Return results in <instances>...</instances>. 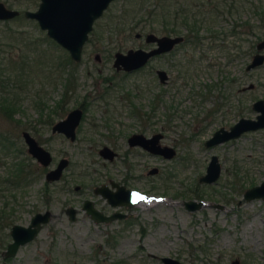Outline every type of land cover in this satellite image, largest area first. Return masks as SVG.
<instances>
[{
    "label": "rangeland",
    "instance_id": "374dc122",
    "mask_svg": "<svg viewBox=\"0 0 264 264\" xmlns=\"http://www.w3.org/2000/svg\"><path fill=\"white\" fill-rule=\"evenodd\" d=\"M176 1L187 5L190 19L191 13L201 22L204 18L198 27V42L185 41L143 68L126 73L112 67L113 53L151 48L142 37L149 25L160 35L158 18L148 22L140 17L142 10L152 7V0L110 2L93 22L78 62L72 61L35 21L22 17L24 10H35L38 0H0L19 12L17 18L0 21V103L5 101L12 107L18 121L0 111V177L17 157H24L19 132L28 125L35 126L37 132L29 130L31 135L51 155L47 169L65 157L71 168L86 170L93 178L91 170L99 169L96 151L89 150L92 143L83 138L101 142L97 134L105 131L101 126L97 132H89V117L99 119L98 126L100 121L109 120L116 128L130 123L131 111H153L162 134L160 143L176 152L169 161L153 160L159 174L151 178L155 189L144 188L143 197L150 205L138 207L142 232L137 226L126 232H110L82 221L81 215L69 221L63 208L72 194H60L57 182H52L47 184L45 201L41 191L44 172L25 187L9 188L17 199L14 224L26 225L34 213L44 210L51 217L12 257L3 256L10 241L9 228L1 230L0 264H160L149 255L167 256L182 264H231L233 260L237 264H264V200H242L244 190L264 177V128L203 146L217 128L227 129L241 117L251 119V102L264 99V62L254 70L244 69L254 45L264 38V20L253 10V5L260 6L264 13V0H241L231 14L217 15L196 6L208 0ZM206 7L209 10L208 4ZM208 28L220 34L212 37ZM177 30L178 34L185 32L180 25ZM136 33L140 36L135 37ZM261 52L264 54V49ZM157 68L170 76L165 87L157 83ZM72 77L74 86L67 88ZM158 91L160 97L153 106ZM61 95L64 113L79 104L85 112L79 140L74 144L51 134L49 126H37V119L49 112ZM10 140L17 143L21 154L13 153ZM211 155L219 162V176L213 183H199L197 178ZM0 187L7 195V188ZM190 188L193 193L187 191ZM4 198H0V207ZM198 199L200 209L188 212L183 208L182 201Z\"/></svg>",
    "mask_w": 264,
    "mask_h": 264
},
{
    "label": "flooded vegetation",
    "instance_id": "af4514ba",
    "mask_svg": "<svg viewBox=\"0 0 264 264\" xmlns=\"http://www.w3.org/2000/svg\"><path fill=\"white\" fill-rule=\"evenodd\" d=\"M39 2H40V0H38L36 8L38 7ZM2 4L4 5V3H2ZM5 7L8 8V6H5ZM36 8H35V10H36ZM8 9H10V8H8ZM12 10H14V9H12ZM35 10H33V11H35ZM15 11H17V10H15ZM24 11H31V10H24ZM23 12L21 13L22 17H24ZM18 15H19V12L17 11L16 16H14L10 19H7V20L17 18ZM26 19L33 20L30 18H26ZM7 20H0V21L3 22V21H7ZM158 20H159V18H158ZM169 20H171V19H169ZM33 21H35V20H33ZM35 23L37 24L36 21H35ZM157 23L160 24L159 30H158L160 35H156L152 31L147 30V32L144 33L142 36L143 41H144V43L151 44L152 46H151V48H146V49H142V50L149 51V50L157 48L156 42H145V35L148 33H152L156 38H160L162 36H166V37L180 36L181 41L178 42L177 44H174L172 46V48L167 50V51L154 54L153 56H151L146 61V63L143 66H141L135 70H130V71L121 70V71L126 72V73L137 71V70L143 68L144 66H146L151 59H154L156 57H160L162 55L170 53L176 46H178L179 44H181L185 41L190 42L188 40V38H186L185 32L183 34L170 32V29H169L170 24L168 27L164 28V26L162 25L160 20L157 21ZM37 26H38V24H37ZM38 28H39V26H38ZM91 28H92V25H91ZM43 31L45 32V30H43ZM88 33H87V37H88ZM45 35H46V32H45ZM139 36H140L139 33L135 34V37H139ZM199 39H200V37H199ZM263 39L264 38L260 39L258 42H260ZM191 43H193V42H191ZM256 44L254 45V51H253L254 53L251 55V58L253 55L259 53V54L263 55V60L260 64L251 68V70H254V69L262 66L263 62H264V54L261 52L264 49V47L260 50H257ZM114 53H113V59H114ZM67 54H68V52H67ZM80 55H81V52H80ZM68 56H69V54H68ZM112 62H113V60H112ZM116 71H118V70H116ZM160 71L163 72V76H164L163 80L160 79V76H159ZM245 71H247V70H245ZM154 75L156 77L158 85L165 87L166 84H168L170 81L169 74L163 69H159V68L155 69ZM73 86H74V79L72 77L71 80H68L67 88H73ZM156 94L157 95H155V97H154L153 106L160 97V95H158L159 91ZM62 96L63 95L60 96V99L54 104V106L52 107V109L49 112L45 113L43 116L41 114L42 118L37 119L38 120L37 126H39V125H45V127L49 126V131L51 134H59L63 137L64 140H67L68 142L74 144V143H76L77 140H79L77 135H78L80 126L83 122L85 112H83V110H82L83 109L82 105L79 104L77 107H74V108L68 110L66 113H64L65 112V108H64V104H63L64 98ZM258 100H261L264 104V99H261V98L255 99L251 102V110L253 111V114H254L251 119H254L255 116L257 114H259L257 111H255L253 109V104ZM11 109H12V107H11ZM75 109L80 110L81 114H80L79 120L77 122V125L73 129V138L71 139L69 137H66L62 131L61 132H57V131L52 132V127L57 122L65 120L67 118L69 112H71L72 110H75ZM12 110L8 113L7 118L17 123L18 122L17 119H14V117H13L15 112H13ZM59 115H60V117H58ZM54 119H57V120L54 121ZM128 119L131 120L130 123L120 124L121 125L120 127L116 126V128H115L114 126H112L111 124L108 123L109 120L100 121L101 125L98 126L96 122H98L99 119H96L94 117H89V119H88L89 122L87 123V128H88L89 132L94 131V133H95V132H97L96 130H98L99 127H101V126L103 127V129L105 131V134H100V133L97 134L99 137H101V139H102L101 142L97 139L90 140L89 138H86V137L83 138L86 141H91L92 144L89 145V150L96 151V156H94V157L98 160V161H96V163H97L99 169L98 170L97 169L91 170L92 173L95 174V176H96L94 178L86 170L77 171L76 167L71 168L70 160H68L65 157H60L57 160V162L60 159H65L66 163L62 167V169L60 170V174H59L58 178L56 180L47 181L45 179V174L47 173L48 170L53 169L55 167V165L57 164V162L54 165V167L50 168V169H47V168L50 165L51 161H50L48 166H45V167L41 166L35 159L31 158V156L26 152V145H25V143L23 141V137H22V133L25 132L31 138H33L34 141L39 146L42 147V145L40 143H38V141L31 135L32 132L33 133L37 132L34 125H28L24 129H21L19 132V136H20V139L22 141V146L25 149V153L22 151V154H21V151H19L18 148L16 147L17 143L14 142L13 140L8 141V143H9V146L13 150V153L15 155H18V154L24 155L23 158L17 157L14 162L23 161V162L28 163L29 165L34 166L33 174L31 176V178L29 179L30 181L28 183H30L32 180H33L32 181V183H33L34 181L39 179V175H41L42 172H44L41 191L45 197V201H46V196L48 194L47 184H50L52 182H57L60 194H62V195L72 194V197L70 198L71 201L66 202V206L63 208V213L66 215V217L69 221H75L76 218L81 215L82 221L87 220V222L91 226H94L96 228L100 227L104 230L109 229L110 232H112V231L126 232L128 230H132V227H134V226H137L139 228V230L142 232V230H143L142 219L138 213V207L141 204L150 205L149 201L143 197L144 188L147 190L155 189V185H154L155 182L152 179L154 177H157L159 174V169H158V167H155V165H153V164H155L153 160L154 159H163V160L169 161L170 159H172L174 157L176 152L172 146H168V145H164V144L160 143V141L162 139V134L159 131V128H156V125H158L159 121H158L157 117H155L153 115V111H151V112L131 111V113L128 115ZM219 128H223V127H219ZM263 128L264 127L258 128L256 130H260ZM29 130H33V131L30 132ZM256 130H253V131H256ZM212 133H211V135H212ZM135 135H139L144 139H151L155 135H161V137L157 139L155 144L158 146L171 147L174 150L173 157L170 159H164L159 154H154V153L149 152L143 146H141L135 142V138L133 137ZM103 149L106 150L105 151L106 156H102L100 154V151ZM51 160H52V158H51ZM165 177L168 179L169 175H167ZM199 177L197 178V182H199L198 181ZM199 183H203V182H199ZM204 184H206V183H204ZM98 189H102L101 191H103V192L98 191ZM187 191L189 193L190 192L193 193L194 190H192L190 188ZM187 191H185V192H187ZM122 194H123V196L125 195L126 197H123ZM128 194H132V195L127 197ZM0 198H3V196H0ZM199 200L200 199H198L197 201H199ZM16 201H17V199L15 198V194L11 193V196L8 197V201H7L8 204H7L6 210H12L11 217L13 219L15 218L13 216V212H14L13 206L16 204ZM185 201H190V200L182 201L183 208L188 212H192L191 210H187L184 207L183 203ZM191 201H194V200H191ZM3 203L4 202H2V204ZM2 204H1V206H2ZM201 207H202V205L200 206V208ZM67 209L72 210L73 219H69V216H68L69 213H66ZM87 209H90L91 211H94L95 213L87 212ZM196 210H198V209H196ZM196 210H193V211H196ZM44 211H46V210H44ZM42 212L39 211L36 213H42ZM50 217H51V213H50ZM30 218H29V221H30ZM29 221H28V223H29ZM28 223L26 225H28ZM12 225H15V224L12 223L9 225V227H8L9 231H10V228ZM17 225H20V224H17ZM26 225H21V226H26ZM43 225H45V224H42L40 226V228L38 229V231H37L36 235L33 237V239L38 235V233L41 230V227ZM86 226H87V228H89L88 225H86ZM9 231H8L7 235L9 236L10 241H11ZM32 240H30L29 242H31ZM29 242H27V243H29ZM149 258L156 259L160 264H164L161 261V258L173 259V260H176L179 264H182L177 259L170 258L167 256L149 255ZM231 264H237V261L233 260L231 262Z\"/></svg>",
    "mask_w": 264,
    "mask_h": 264
},
{
    "label": "water",
    "instance_id": "95a60500",
    "mask_svg": "<svg viewBox=\"0 0 264 264\" xmlns=\"http://www.w3.org/2000/svg\"><path fill=\"white\" fill-rule=\"evenodd\" d=\"M113 0H40L35 11H24L25 18L33 19L37 22L41 30H45L46 35L60 47L65 49L72 61L78 62L83 43L87 39V33L91 30L94 20L100 17L103 10ZM17 15V11L6 8L0 2V20H7ZM181 41L180 36L156 38L152 33L145 35V42H156L157 48L145 51L140 48L128 49L125 53L115 52L112 66L116 70L130 71L143 66L146 61L154 54L167 51L174 44ZM264 47V39L256 44V49L260 50ZM263 60L262 54H255L245 66V70L260 64ZM160 79L163 80V72H159ZM253 109L259 114L254 119L239 118L228 129L218 128L212 135L204 140L205 147L215 146L231 139L239 137L242 133L253 131L264 127V104L261 100L253 104ZM80 110L75 109L69 112L67 118L57 122L52 127V132H63L66 137L73 138V129L77 125L80 117ZM65 126V127H64ZM23 141L26 145V152L35 159L41 166H48L51 161L49 152L39 146L33 138L27 133H22ZM135 142L143 146L151 153L159 154L164 159H170L174 155V150L168 146H158L156 141L161 135H155L151 139H144L139 135L133 136ZM106 150L100 151L102 156H106ZM65 159H60L55 167L48 170L45 174L47 181L56 180L60 174V170L65 165ZM220 173V165L215 155H211L205 167L204 173L199 177L198 181L206 184L213 183ZM102 189H98L101 191ZM132 194H128L130 196ZM123 196V194H122ZM123 197H126L125 195ZM133 197V196H132ZM252 199L264 200V177L257 185H253L244 190L242 194L243 201ZM187 210L199 209L202 205L201 201H185L183 203ZM87 212L95 213L90 209ZM69 219H73L72 210L67 209ZM50 220V212L43 211L35 213L26 226L12 225L9 231L11 241L7 243L3 251L4 257L15 255L17 249L29 242L36 235L42 224H46ZM164 264H179L176 260L169 258H161Z\"/></svg>",
    "mask_w": 264,
    "mask_h": 264
},
{
    "label": "trees",
    "instance_id": "16d2710c",
    "mask_svg": "<svg viewBox=\"0 0 264 264\" xmlns=\"http://www.w3.org/2000/svg\"><path fill=\"white\" fill-rule=\"evenodd\" d=\"M152 7L142 10V14H140V17H143L145 20H148V22H152L156 18H159L162 25L165 27H168L170 32L178 33L177 27L180 25L185 28V36L188 38L190 42L196 43L199 40L198 36V27H201L204 21V18L202 19V22L200 21V18H196L194 16L195 13L192 14V18L190 19L188 17V7L186 4H183L181 2H178L176 0H152ZM170 1V2H169ZM191 1V0H190ZM241 1V0H208V3L200 2L196 6L201 11H205L209 15H212V13H215V15L219 13L226 12L227 14H231V9H234L235 3ZM190 4V3H189ZM209 5V10H206V5ZM177 6V7H176ZM224 7L225 9H219L220 7ZM224 10V11H223ZM254 14L257 15L259 20H264V13L261 10L260 6L253 5ZM171 19V20H169ZM188 20V21H187ZM244 24L247 25L245 22ZM236 25H234L235 27ZM144 28V27H142ZM148 31H153L152 27L148 26ZM209 31V34L212 37H217L220 32L216 30H211L210 28L207 29ZM234 28H231L230 32L233 31ZM5 101H2L0 103V111L1 113L5 114L6 117L8 116V113L12 110L11 107H7ZM1 145V144H0ZM3 145V144H2ZM34 166L29 165L26 162L19 161V162H13L11 166L8 167L5 176L0 177V186H4L7 188V195H4L3 189L0 187V196H5L4 203L0 207V231L8 228L10 224L13 223L14 219L11 217L12 210H7V204H8V197L11 196V188L17 189L21 187H25L26 184L30 181L33 174ZM10 188V190H9ZM6 237V234L5 236Z\"/></svg>",
    "mask_w": 264,
    "mask_h": 264
}]
</instances>
